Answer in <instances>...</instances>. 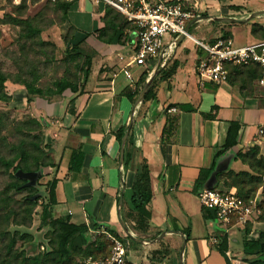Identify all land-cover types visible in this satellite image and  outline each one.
<instances>
[{"label":"crops","instance_id":"0c3cea01","mask_svg":"<svg viewBox=\"0 0 264 264\" xmlns=\"http://www.w3.org/2000/svg\"><path fill=\"white\" fill-rule=\"evenodd\" d=\"M182 1L196 13L188 23L193 38L211 43L230 33L236 46L264 38V0ZM106 8L103 2L75 0L67 13V25L73 31L87 32L86 42L95 50L88 80L78 89L68 88L58 96L26 90L30 111L43 121V138L56 164L46 170L57 178L53 213L69 215L75 223H87L90 232L105 233L108 227L113 230L109 232L126 237L133 264H180L185 238L183 264H226L215 245L217 220L204 217L203 204L194 188L201 168L212 165L214 154L225 143L232 120L243 125V150L254 145L264 149V135L260 133L264 127V86L252 89L247 84L241 90L238 76L233 82H200L196 66L203 49L192 38L179 35L177 47L159 66L150 84L156 96L143 98L134 108L155 62L129 66L134 80L125 75L121 69L135 48V30L128 36L122 34L119 42L99 38ZM255 11L262 12L247 21L218 19H244ZM67 25H61V33ZM170 38L166 35L165 42ZM146 68L148 74L143 73ZM168 71L170 75H164ZM127 89L135 92L132 99L123 94ZM170 107L177 110L171 111ZM210 113L214 116L207 117ZM168 117L173 119L174 128L164 143L162 135ZM124 125L130 126L132 146L125 169L120 164L121 143L115 134ZM80 144L85 152L83 167L81 171H70L72 152ZM232 150L235 149L217 158L215 170L203 188L217 186L216 171L226 167L224 160ZM143 163L148 165L152 199L147 205L151 212L149 225L142 229L135 226L130 209L133 183ZM237 164L236 160L228 163L230 167ZM122 178L126 186L120 211L124 225L119 217ZM94 221L101 229L94 226ZM229 240L230 251V237ZM102 256L105 255L91 254L84 259Z\"/></svg>","mask_w":264,"mask_h":264},{"label":"rangeland","instance_id":"374dc122","mask_svg":"<svg viewBox=\"0 0 264 264\" xmlns=\"http://www.w3.org/2000/svg\"><path fill=\"white\" fill-rule=\"evenodd\" d=\"M13 17L27 20L39 32L28 34L29 24L17 22ZM0 19L6 21L0 23L1 67L9 75L5 83L6 91H13L12 97L15 94V98L8 101L0 100V112L5 114L1 122L4 128L0 131V157L7 161L14 160L11 166L0 161V262L82 264L87 256L82 250L74 255L56 252L60 231L57 220L61 216H55L52 209L51 216H47V211H50L49 190L53 176L46 172L48 168L35 169L37 160H45V152L40 147L45 151L48 149V143L42 134L43 121L31 113L26 87L16 82V79L18 75H22L45 91L53 89L55 82L64 78L82 84L83 73L79 66L85 56L75 59L67 56L70 49L67 40L74 31L70 28L61 33L60 27L64 23L65 14L57 1L0 0ZM230 69L231 67L229 71ZM236 82L240 81L237 79ZM247 84L252 89L259 85L255 79H249ZM250 148L251 146L244 149L248 153L246 160L237 157V147L227 154L223 164L226 167H222L217 184L219 188L235 191L244 203L253 207L246 220L234 216L227 223L217 221L215 245L220 244L225 234L230 237L231 250L228 256L233 264H264L259 260L260 254H247L243 251L245 237L258 236L264 230V149L259 151L256 158L258 160L251 167ZM233 160L238 164L230 167L228 163ZM24 169L35 170L36 175L30 185H24L30 179L17 174ZM26 170L24 171L33 172ZM244 171L250 174L245 177L246 180L241 178ZM233 186L237 191L236 188H231ZM89 234L91 240L99 237L95 232ZM101 237L97 239L104 242V247L102 251L93 247L95 255H107L111 250V240L107 234Z\"/></svg>","mask_w":264,"mask_h":264},{"label":"trees","instance_id":"16d2710c","mask_svg":"<svg viewBox=\"0 0 264 264\" xmlns=\"http://www.w3.org/2000/svg\"><path fill=\"white\" fill-rule=\"evenodd\" d=\"M59 2L60 7L63 9L65 14V20L64 23L67 25V13L69 8L72 5L73 1H66V0H57ZM17 22H25L27 24L28 21L24 19H14ZM6 22L4 20L0 19V23ZM28 34H33L36 30V28L32 27L30 24L28 26ZM66 28H63L64 31L70 29V26H65ZM135 25H133L131 22H129L124 15H122L120 12L116 11L114 8L107 5L106 13H105V25L99 29L98 37L102 40H105L107 42H119L121 41L122 34H125L128 36V32H132L135 30ZM125 29H127V34L124 32ZM62 31V34L64 33ZM66 34L64 37H66ZM88 36L87 32H79L75 30L71 37L67 40V46L70 47L67 56L70 59L80 58L82 56H85V59L79 66V70L83 73V79L82 84L77 83L76 81H71L70 79H59L55 82L53 89H48V91H45L41 86L34 85L30 83L26 78H24L22 75H18V79H16V82H19L23 84L26 87V90L29 93L34 94H41V95H55V94H62L66 89L71 88L72 90L78 89L79 86L83 85L87 80L92 70V62L93 57L95 55V50L90 47L87 42L86 38ZM225 37H231V34H224ZM216 41V40H215ZM214 42V41H212ZM228 67H231L228 75V80L230 82H233V79L240 77L241 80V90L247 88V82L248 80H256L261 75V69L258 64H232ZM144 74H148L149 70L146 68L143 71ZM170 71L164 73V75L169 76ZM9 79V75L6 74L1 67V58H0V100L8 101L12 98L11 94L6 91V81ZM138 93V91L136 92ZM126 96L129 98H133L135 95V92H132L130 89H127L123 92ZM156 96L154 92L153 85L149 87L147 92L145 93L144 98L145 99H151ZM192 109V108H191ZM207 117H213V114H206ZM5 118V114L0 112V131L4 128L3 125H1V122ZM35 120V119H34ZM39 125L38 120H35ZM243 125L237 121L232 120L230 122L229 128H228V134L225 143L222 145L220 149L216 151L214 154V159L212 162V165L210 167H203L200 170V174L196 180L195 188L194 190L199 193V191L207 184L212 172L215 170L217 158L226 150L230 148L237 147L236 155L237 157L241 159H245L248 156V153L243 150L242 147H240L241 142V130ZM128 126H121L116 131V136L118 140L122 141V137L126 131ZM174 128V121L172 118L168 117L166 125L163 129V135H162V142L166 143L168 141V136L171 134L172 130ZM41 134V133H40ZM43 134V132H42ZM40 147V146H39ZM41 151L45 152V160H37L36 163V170H39L42 168H49V167H56V164L52 161L50 155L47 151L43 150L42 147H40ZM131 140L128 137L127 144L125 147V154H124V169L128 166L130 158H131ZM251 155H250V161L249 164L251 167H254L256 164V161L258 159L257 155L259 154L260 148L257 145L251 146ZM85 159V152L83 150V145L80 144V146L73 150L70 163H69V170L70 171H81L83 167ZM246 160V159H245ZM0 161L7 163L6 165L11 166L13 165L14 160L7 161L4 157H0ZM18 167V165H17ZM16 167V168H17ZM28 169V168H27ZM26 170V169H24ZM23 170V171H24ZM26 171H33L35 173V170H26ZM222 170L216 171V176L219 178V175L221 174ZM48 173V172H47ZM241 178L243 180H246L245 177H248L250 174L247 171H244L241 174ZM244 175V176H243ZM219 180V179H218ZM25 182V181H24ZM56 184H57V178L53 176L50 182V190H49V196H50V211H47V216H51V209L53 205L57 202L56 199ZM17 187L18 184H16ZM216 186V185H212ZM210 186V187H212ZM231 188H236L235 186ZM228 189V188H226ZM237 191V188H236ZM238 194V193H237ZM152 199V190L150 186V174L147 163H143L137 177L133 183L132 187V196H131V209L130 213L132 216H134L135 220V226L138 228H145V226L149 225V219L151 218V212L149 211L147 205L151 202ZM204 208V217L206 219H217V213L215 209L208 208L203 206ZM53 213V209H52ZM60 224V231H59V247L56 252H59L63 255H74L77 254L79 251H84L87 255L94 254L93 247L95 249H98L99 251L103 250L104 242L100 239H97L105 233H98L99 237H96L94 240H91L90 238V227L87 225V223H75L70 220V216H61L60 219L57 220ZM94 226L97 229H101V225L94 221ZM109 231H113L112 229H109L106 227ZM177 229V227H175ZM189 236V232L186 233ZM102 238V237H101ZM229 237L227 234L224 235L219 245H216V248L218 251L224 256L226 260V264H233L231 261V258L228 256V251L230 248L229 244ZM243 251L247 254H260L261 262L264 263V230L260 231L258 236H249L247 235L245 237V241L243 244ZM157 252V251H155ZM162 251H159L161 253ZM106 255V254H104ZM0 264H7L2 263ZM155 264V263H154ZM255 264V263H254Z\"/></svg>","mask_w":264,"mask_h":264},{"label":"built area","instance_id":"2783aa9c","mask_svg":"<svg viewBox=\"0 0 264 264\" xmlns=\"http://www.w3.org/2000/svg\"><path fill=\"white\" fill-rule=\"evenodd\" d=\"M19 1L15 0V2ZM93 1L103 2L114 8L136 27L135 48L130 61L121 69L131 80H134V76L129 66H148L155 62V68L159 59H161L159 66L163 65L177 47V37L184 35L192 38L203 49L196 66L200 82L226 81L230 64H258L261 75L257 78V83L264 86V38L242 46H236L231 37L225 36H220L211 43L193 38L188 31V23L196 17V13L182 0ZM168 34L171 38L166 43L164 38ZM169 109L177 110L176 107ZM260 133L264 135V127L260 128ZM198 196L203 206L216 210V220L219 222L227 223L234 216L246 220L253 211V207L244 203L239 194L233 190L217 186L205 187L199 191ZM104 232L111 240L109 254L97 259L87 257L82 264H133L128 257L126 237L109 231Z\"/></svg>","mask_w":264,"mask_h":264},{"label":"water","instance_id":"95a60500","mask_svg":"<svg viewBox=\"0 0 264 264\" xmlns=\"http://www.w3.org/2000/svg\"><path fill=\"white\" fill-rule=\"evenodd\" d=\"M262 11H255L253 13H251L249 16H247L246 18L244 19H238V18H233V17H218V19L222 20V21H230V22H241V21H247L248 19L260 14ZM181 38H184V35H181ZM160 60L157 62V65L156 67L152 70V72L150 73V76L148 78V80L146 81V83L144 84L141 92L139 93V96L135 102V105H134V108L135 106L141 101L143 100L144 96H145V93L147 92V90L149 89V86L151 84V82L153 81L155 75L159 72L160 70V67H159V64H160ZM129 132H130V126H128V128L126 129L123 137H122V141H121V150H120V164H121V167L123 166L124 164V154H125V145H126V141H127V138H128V135H129ZM18 176L22 177V178H27V179H30L29 181H27L24 185H30L32 183V178L36 175V173L34 172H25V171H22V170H19L18 171ZM122 181H123V187H122V192H121V195H120V200H119V217H120V220H121V223L123 224V220L121 219V214H120V211L122 209V204H123V198H124V191H125V183H124V180L122 178ZM124 225V224H123ZM126 230L128 231L129 233V236L132 238V239H136L134 235H132L129 230L126 228ZM185 245H186V238L183 242V246H182V249H181V252H180V264H183V255H184V248H185Z\"/></svg>","mask_w":264,"mask_h":264}]
</instances>
